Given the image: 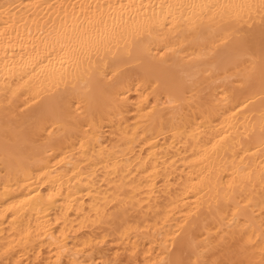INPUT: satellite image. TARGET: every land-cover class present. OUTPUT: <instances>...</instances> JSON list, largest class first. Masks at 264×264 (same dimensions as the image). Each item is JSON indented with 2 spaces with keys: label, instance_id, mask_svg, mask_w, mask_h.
Instances as JSON below:
<instances>
[{
  "label": "snow or ice",
  "instance_id": "6c2138e0",
  "mask_svg": "<svg viewBox=\"0 0 264 264\" xmlns=\"http://www.w3.org/2000/svg\"><path fill=\"white\" fill-rule=\"evenodd\" d=\"M177 40L181 49L187 45L195 53L187 62L175 58L179 56ZM0 43L4 48L0 98L8 120L4 129V152L8 169L5 177L9 182L13 172L19 176L25 170L22 154L38 140L43 141L45 151L55 148L61 128L65 139L69 133H76L81 149H94L93 140L98 139V133L102 131L98 118L100 121L105 118L100 101L113 99V91L124 87L126 69L130 67L139 70V79L156 96L157 104L153 105V110L159 105L174 115H183L186 108H199L203 114L206 107H213L195 90L201 75L207 79L221 77L219 82L225 84L221 89L224 95L217 105L228 103L237 88L251 89L258 79L259 91L253 94H258L261 100L258 152L264 164V0H160L159 3L108 0L95 4L89 0L83 3L78 0L69 3L63 0L6 2L0 3ZM151 44L157 47L156 55H152L151 47H148ZM53 54L59 57V68L52 62ZM208 66L216 71H208ZM41 75L51 85L43 96L32 84ZM25 76H28L27 80ZM22 89L32 91V104H28V97H25V108L20 109L18 116L14 110L18 107L15 102L24 95ZM115 95L122 97L121 92ZM249 104H243V109L236 105V110H246ZM107 115H111V111ZM21 116L27 117L31 136H22L25 130L11 123ZM44 132H47V138L43 136ZM253 139L250 133L247 142L251 143ZM217 146L213 144L212 148ZM241 150L248 154V149L243 146ZM246 176L250 180L251 172ZM259 180V231L251 220L240 228L235 227L239 224L237 217L241 210L238 208L227 220L228 230L217 229L218 239L206 237L203 242L194 243L189 226L194 227L195 221H177V230L165 232L168 226L165 216L164 224L152 231L148 250L141 260V237L131 224L115 228L120 236L115 249L96 247L112 235L106 228L119 218L116 213L127 208L126 203L115 200L109 208L105 199L102 203L94 202L91 207L95 214L89 212L81 220V228L88 224L98 226L96 230L103 234V239L90 237L82 246L69 248L66 232L70 230L65 224L60 230V237L64 239L54 238L56 259H50L48 264H264V167ZM8 188L6 183V192ZM31 200L29 196L19 205L10 207L19 210ZM79 215L83 216V213ZM16 219L14 213L12 221ZM56 223L61 224V220L57 218ZM37 228V236L47 235L50 225L42 224ZM31 236L29 225L17 243L22 241L28 245ZM125 240L127 244H124ZM121 244H124L123 248ZM14 249L11 242L0 249V264H12ZM97 252L99 258L95 256ZM209 252L211 260L207 257ZM81 256L87 259H80ZM123 256H127V260ZM15 264H21V261L16 260Z\"/></svg>",
  "mask_w": 264,
  "mask_h": 264
},
{
  "label": "bare ground",
  "instance_id": "6f19581e",
  "mask_svg": "<svg viewBox=\"0 0 264 264\" xmlns=\"http://www.w3.org/2000/svg\"><path fill=\"white\" fill-rule=\"evenodd\" d=\"M6 2L19 3L21 0H0V3ZM23 2L27 3L28 0ZM63 2L69 3L71 0ZM89 2L107 3L108 0ZM143 2L159 3L160 0ZM175 44L179 53L176 59L182 58V62H187L189 56L195 54L187 45L181 49L178 40ZM148 47H151L152 55L157 54L155 44ZM3 54V44L0 43V67L3 65ZM58 61L59 57L53 54L52 62L57 68L60 66ZM208 71L216 70L208 66ZM2 78L3 73H0ZM24 79L27 80L28 76ZM220 79H207L201 75L195 85V90L210 102L212 108L206 107L203 114L199 108H186L183 115H174L159 105L153 110V105L157 104L156 96L139 79V70L130 67L126 69L124 87L113 91V99L100 101L105 118L103 121L98 118L102 131L98 133L99 138L93 140L94 149H81L76 133H69L65 139L64 129L61 128L56 136L55 148L45 151L43 141L38 140L35 146L22 154L25 170L19 176L13 172L11 182L5 177L8 169L5 167L4 129L8 120L0 98V249L8 242L15 245L12 264L16 260H20L21 264H48L50 259L55 260L54 238L60 237V230L65 224L70 230L66 232L69 248L82 246L90 237L103 239V234L96 230L98 226L88 224L81 228V220L89 212L95 214V209L91 207L94 202L102 203L105 199L109 208H112L114 200L126 203L127 208H121L116 213L119 218L106 228L112 232L108 240L96 246L93 239V245L115 249L120 240L115 228L121 224L124 227L131 224L141 237V260L148 250L152 231L164 224L165 216L168 217L165 232L177 230V221H195L194 227L189 226L194 243L203 242L206 237L209 240L213 237L218 239L217 229L227 231V220L238 208L241 210L237 217L239 224L235 227L240 228L251 220L259 231V173L264 164L258 152L261 100L258 94H253L259 91V81L257 79L251 89L237 88L235 96L228 103L217 105L216 102L222 100L224 95L221 89L225 88ZM32 84L41 96L51 87L42 75L36 77ZM22 91L24 95L15 102L18 107L14 110L18 116L20 109L25 108V97H28L27 103L32 104V91ZM116 92H121L122 97H117ZM243 104H249V108L237 111L236 105L243 109ZM109 111L111 115H107ZM11 123L25 130L22 136H31L26 116ZM250 133L254 139L248 143ZM47 135V132L43 133L45 138ZM221 136L225 139L221 140ZM213 144H218L216 149L212 148ZM242 146L248 149L247 155L241 150ZM241 157H244L243 161ZM249 171L250 180L246 176ZM6 183L9 184L7 192ZM29 196L32 200L21 205L19 210L10 207L19 205ZM246 204L248 206L245 208ZM188 212L193 215L188 216ZM14 213L16 221H12ZM57 218L61 224L56 223ZM42 224L50 225L48 234L37 236V226ZM29 225L32 228L30 243H17ZM132 238L135 240L136 236ZM127 243L125 240L124 244ZM124 244L120 247L123 248ZM95 256L99 258L100 253H95ZM207 257L212 259L211 252ZM79 258L87 259L86 256ZM122 258L127 260V256Z\"/></svg>",
  "mask_w": 264,
  "mask_h": 264
}]
</instances>
